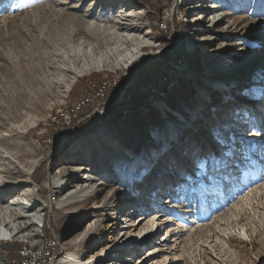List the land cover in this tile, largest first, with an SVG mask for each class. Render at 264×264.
I'll return each mask as SVG.
<instances>
[{
	"label": "rangeland",
	"instance_id": "rangeland-1",
	"mask_svg": "<svg viewBox=\"0 0 264 264\" xmlns=\"http://www.w3.org/2000/svg\"><path fill=\"white\" fill-rule=\"evenodd\" d=\"M70 1L0 0V144L9 148L12 136L14 142L22 139L29 158L41 160L34 179L4 197L25 193L31 211L17 206L5 211L0 205V225L34 223L29 215L44 207L35 233L31 225L33 236H25L27 229L20 226L16 238L0 241L8 264H67L63 258L70 252L82 262L93 259L99 264H264V60L251 74L242 72L226 84L241 95L237 112L247 113L244 124L225 132L220 127L223 132L212 144L198 134L216 116L213 108L205 109L200 92H213L212 80L223 75L229 61H236V51L245 48L264 56V44H253L264 41V0H124L139 14L134 22L141 26L140 36L152 37L153 43L140 48L128 67L84 73L66 90L62 83L69 75L67 66L60 64L61 57L44 53L45 47L54 49L71 36L75 41L81 38L76 33L87 28L85 17L114 21L122 4L91 0L75 10ZM205 34L212 40L200 42ZM52 60L59 62L62 75L49 77ZM178 60L185 66L177 67ZM41 64L47 65V73ZM158 70H179L181 79L170 73L161 91L131 103L143 83L162 78ZM96 75L97 84L88 88L86 81L72 96L81 79ZM253 78L260 81L259 88ZM102 82L106 98L100 101L112 99L105 105L110 103V114L103 113L101 105L97 108L98 102L79 108L96 86L95 93L103 87ZM114 82L124 90V101L115 91L119 89L110 86ZM251 97L256 101L250 103ZM195 107L207 115L199 119ZM246 107L252 111L245 113ZM175 111L189 121H179ZM169 122L180 138L191 139L190 144L185 139L182 154L180 148L172 149ZM191 124L196 127L191 129L194 137L188 134ZM237 137V142L228 143ZM199 143L203 145L198 156ZM168 149L180 155L177 168L168 169L156 183ZM0 157H5L7 168L21 171L17 154L0 151ZM105 169L115 174L114 186ZM0 176L9 179L1 172ZM119 188L123 192L111 199ZM126 197L129 201L124 202ZM119 200L124 205H116ZM128 208H134L131 223L125 221ZM113 222L117 223L112 226ZM120 250L124 255L117 258Z\"/></svg>",
	"mask_w": 264,
	"mask_h": 264
},
{
	"label": "bare ground",
	"instance_id": "bare-ground-1",
	"mask_svg": "<svg viewBox=\"0 0 264 264\" xmlns=\"http://www.w3.org/2000/svg\"><path fill=\"white\" fill-rule=\"evenodd\" d=\"M88 1H91V0H71L70 3H71L72 9L79 10L81 8V6ZM92 1H95V0H92ZM59 3H62V0H56V4H59ZM62 4H64V3H62ZM65 4H67V3H65ZM119 10H120V12L117 15V17L114 19V21L108 22V23H102L99 20L93 21V20L87 19V17H85L86 19H82V23L85 24L87 26V28L82 32L79 31L76 33L77 35H80V34L83 35L77 41H75V36H71L70 38L65 39V40H67L66 42H63L62 45L59 44L54 49L51 46L45 47L44 53H46L49 57L55 56V57H57L56 59H58V57H61L62 62H60V64H62V66H64V65L67 66V69L69 71V75L67 74V77H64V75H63L64 81L62 83V87H64L66 90L69 89L70 86L75 82V80L79 76L83 75L84 73H88V72H91L94 70H99V69H115L121 65H123L125 68L128 67L132 63V61L136 55V52H138L140 50V48L153 43L152 37L148 36L147 39H144L138 33L139 30L141 29L140 28L141 26L139 25L138 22H134V21H136V20L139 21L140 18L136 19L137 16L139 17V14H137L135 12V10H133V8L131 9V7H129L128 4L124 0H122V4H121ZM133 14H134V16H133ZM257 31H259V29H257L256 32ZM148 34H149V32L147 31L146 35H148ZM63 39H64V37H63ZM211 40H212V38L205 34V35H203V38L201 39L200 42L206 43V42H209ZM253 44L261 47L264 44V41H261L260 43H253ZM245 46H246V44H245ZM115 51H116V53L118 52V54L115 53L116 55L110 59V57H108L109 54L112 52H115ZM245 52H246L245 48L242 49L241 51L240 50L236 51L235 52L236 53L235 54L236 55V58H235L236 61H233L232 63L229 61L228 65L225 66L224 68H222V70L225 71L223 73V75L220 77L214 78L212 80V82H213L212 86H214V88H215V89L213 88L212 93H214L215 91H218V92L220 91L221 92L220 95H218V94L213 95L212 93L208 94V93H205L204 90H202L200 92V96L206 100L205 101V109L206 110L208 109V112H209V109L213 108V110H211V112H213V113L215 112V115H216V116H214V120L212 119V121H211L212 123L210 125L200 127L199 130L197 129L199 132L198 134L206 136L207 141L209 140V142L213 139V137H215L217 135V133L223 132L219 129L220 127H222L224 132L225 131H231V129H233V127H235V126L238 127V124H240L239 127H241L244 124L243 122H245L244 119L247 117L246 112H248L250 110V107H246L247 109H246V111H244L246 114H241L240 113L241 111L238 113L237 109H240V104H238L237 102H240L239 100H240L241 95L235 93L236 88L233 87V85L232 86H229V85L226 86V84H228L229 81L232 80V78H237V77H235V75L237 76L238 74H240L242 72H245L247 74H251L253 72L252 71L253 67L255 65H257L258 63H260L262 60H264V56L262 57V55H253L251 52H246V53ZM77 56L79 57V59L76 58ZM51 62L52 63H50L48 66L49 67L48 71L51 72V75L49 77H58L57 76L58 74L62 75V72L60 71L61 65L59 64V62H57L56 60H52ZM57 64H59V65H57ZM39 68L43 69L44 73H47V70H46L47 65L44 67V64H41ZM246 79L248 80V77H246ZM253 79H255V82L257 83L254 86L255 89H256V87L259 88L258 84L261 85L260 81L256 78H253ZM101 84H102L101 86H103L104 83L102 82ZM110 86L115 88V89L123 90L118 86L117 82H114ZM96 88H97V86H96ZM96 88H94V91ZM110 88H108V89H110ZM102 89H105L104 86L102 87ZM97 90H100V88H98ZM89 91H91V89ZM94 91L93 92L91 91L90 93H88L89 95H87L82 100L81 104L78 105L79 108L83 109L84 105L85 104L87 105V103H89V102H92V103L98 102V99H88L90 94L94 93ZM246 91H247V88H246L245 92ZM254 91H256V90H254ZM234 99L236 100V102H232V100H234ZM153 100L155 101L157 99H153ZM224 100H227V101L229 100V101L228 102L226 101L225 103H223L224 105L218 103V102H222ZM253 100H254V98L251 97L250 103L253 102ZM255 101L256 100H254V102ZM221 106L223 108H221ZM198 107L199 106H197V108ZM214 107H217V111H215ZM197 108L195 107L194 110L196 111L197 114L200 112L199 119H201L205 115H207V113H204L201 110H198ZM79 111H81V110L79 109ZM250 111H252V110H250ZM174 114H177V116L179 117V121H181V122L186 123L189 121L185 117L184 113H180L177 111ZM262 115H263L262 120H264V109L262 110ZM210 116H213V115H210ZM207 122L208 121H205V124ZM194 128H196V127H194V124L193 125L191 124V128L189 129V132H188L190 137L191 136L194 137V133L191 131V129H194ZM169 131H170L171 138L175 141L174 146H172V149H174V148L179 149L180 148V150H181L180 154H182L183 153V147L187 146V143L183 144L185 139L189 142V144L191 143V139L188 136L184 137V138L183 137L180 138L179 135H177V133L175 132V126L172 122H169ZM194 132H196V131H194ZM195 138H196V136H195ZM14 139H15V137L12 136L11 140L13 143L10 145L9 148L4 144H0V148H1L0 151L1 152H4V151L8 152V154H10L11 156L13 155L14 157H16V154H17V158H18L17 163L20 164L22 169H21V171H13L11 168H7L5 157L3 159L0 157V161H1L0 162V172L2 174L4 173V175H7V177L9 178V179H5V181H3L2 176H0V199L2 198L3 200L5 199L4 198L5 194H8V193L11 194V193H14L15 191H18L24 183H26L29 180L34 179L33 178L34 173L37 170V167L41 162V160L39 158H37V159L36 158H29V153H31V152H29V149H27L26 143H24L22 141V139L17 140L16 142H14ZM248 139H249V136H246L247 142H248ZM237 141H238V137L236 140H231V142H228V143L231 144V143H235ZM247 142H245V144H244L245 146L247 145L246 144ZM210 143L212 144V142H210ZM210 143H206L207 144L206 147H208ZM202 145H203L202 143H199L196 146V150H197L196 154L198 156H199L200 149H201ZM16 146L19 147V149H20L19 152L16 151V149H15ZM112 146H114L116 149H118L119 143L114 141L112 143ZM168 150H170V152L167 154L168 155L167 159H165V160L163 159L164 163L161 165V167H159V169L157 170V174L155 175L156 176L155 178L157 179L156 183H161V179L159 180V178L166 176L168 169L177 168L175 166L178 165L177 164L179 162L178 157L180 155L178 156V154H173V151H171V149H168ZM21 151H22V153H21ZM183 156H184V154L182 155V157ZM177 159H178V161H177ZM23 169H24V171H23ZM105 171L109 175L110 186H114L115 174L112 172L111 169H105ZM173 171L175 172V170H173ZM18 174H26L28 176V178L27 179H17ZM151 181H153V180H151ZM60 183L63 185V182L60 181ZM159 185H162V184H159ZM88 188H90V187L89 186L86 187V189L83 192L85 193L88 190ZM110 190H112V189H110ZM92 192H93V190L91 189L90 193H92ZM121 192H123V190L120 188H119V190H115L111 199L116 198L118 196V194ZM149 194H150V192H149ZM25 195H26L25 193L21 194V196L20 195L19 196L13 195V197L6 198L3 203H0V205H1V207L2 206L5 207V211L6 210L11 211V209H15L14 208L15 206L21 207V208L24 207L25 209H27V211H31L30 208L32 207V205H28L25 202V200H26ZM154 195H155V193H153V196ZM122 196H125V195L123 194V195H121V197ZM123 201L124 202L129 201V199H127V197H126L125 200H123ZM123 201L119 200V202H117L116 205H118V206L124 205ZM66 203L70 204V201H68ZM108 203L112 204L113 200L108 202ZM56 205L58 207H60L61 204L56 203ZM40 210L41 211L44 210V207H42L41 209L38 208V209L34 210L35 213H32L29 215L31 218H33L34 223L33 222L32 223L22 222V224L19 226L15 225V226L9 227V228L3 227L4 225L2 226V224H1L0 225V241L6 242V241H10V240L16 238V236L21 231L20 226L22 227V230L25 228L27 229L25 232V236L26 235L30 236L33 231L35 233L37 231V228H36L37 227L36 226L37 221L36 220H38L42 216V213L40 212ZM127 213L128 214L125 217V221L131 223L132 220L130 219V217L134 213V208H128ZM116 223L117 222H113L112 226H114ZM141 223H142V221L139 222V225ZM32 224H35V225H32ZM31 225H32L33 231H30ZM153 233H154V230H152L151 234H153ZM31 236H33V235H31ZM2 247L6 248L5 245H2L0 247V251H1ZM121 251L122 250L117 252L118 253L117 258L123 257L124 254H122ZM105 255H106L105 253L102 255V259L104 258ZM83 260H81L79 255H77L73 252L67 253L66 256L63 258V262L67 263V264H99V262H101L98 260L95 261L93 259L92 260L87 259L88 262L87 261L82 262ZM125 261H127V260H125ZM8 263H9V256H4L0 253V264H8Z\"/></svg>",
	"mask_w": 264,
	"mask_h": 264
},
{
	"label": "built area",
	"instance_id": "built-area-1",
	"mask_svg": "<svg viewBox=\"0 0 264 264\" xmlns=\"http://www.w3.org/2000/svg\"><path fill=\"white\" fill-rule=\"evenodd\" d=\"M176 64H177L176 66L179 67V68H181V66H185V65H183L184 63L181 62V61H179V60L177 61ZM160 68L162 69V67H160ZM183 69L186 70L187 67H184ZM158 71H157V73L159 74V76L162 75V78L161 77H160V79H156L155 78L154 80H152L150 82L148 81L147 83H143L142 86H141V88L139 87V89L136 92L133 93V96L134 95L135 96L132 97V102L131 103H133V101L135 102L137 99H139L141 97L149 96V95H154L155 93L161 91L165 87L166 82H168V77H169L170 73H177V74H179V80L181 79V75L182 74H181V71L179 73V70H176L175 72H173V71L167 72V74H163V72L161 70H158ZM155 72H156V70H154V73ZM164 75H166L165 77L167 79H164L165 77L163 78ZM182 78L185 79V77H182ZM98 91H97V93L94 92V93L90 94V96L88 97V99H98V106H97V108H99L100 105H101V107L103 108V111L102 112L103 113H107L108 112L110 114V112L112 110L111 107H110V103L107 104V106H105V105H106V103L110 102L112 99H110V101H107V99L105 101H100V99L106 98L105 97L106 96V91H104V89H102V87ZM115 91H118V94H120V92L121 91H124V90H121V91L120 90H115ZM122 94H123V92H122ZM119 96L124 101L122 95L120 94Z\"/></svg>",
	"mask_w": 264,
	"mask_h": 264
},
{
	"label": "trees",
	"instance_id": "trees-1",
	"mask_svg": "<svg viewBox=\"0 0 264 264\" xmlns=\"http://www.w3.org/2000/svg\"><path fill=\"white\" fill-rule=\"evenodd\" d=\"M167 39H168V38H166V40H167ZM90 78H91V79H90ZM97 78H98V75L93 76V77H84L83 79H81V80L79 81L78 85H76V87H74V88L71 90V92H72V93H71L72 96H75L76 93H78L77 90H78V87L80 86V84H83L84 82L88 81L86 86L89 88L91 83L97 84V83L95 82V81H97ZM72 121H73V123H75V122H76V119H73Z\"/></svg>",
	"mask_w": 264,
	"mask_h": 264
}]
</instances>
